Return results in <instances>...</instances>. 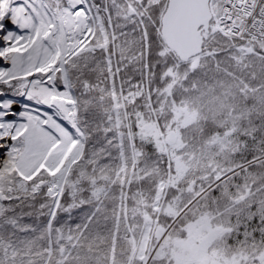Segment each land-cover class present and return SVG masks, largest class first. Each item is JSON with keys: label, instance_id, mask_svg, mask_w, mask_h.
Returning <instances> with one entry per match:
<instances>
[{"label": "snow or ice", "instance_id": "6c2138e0", "mask_svg": "<svg viewBox=\"0 0 264 264\" xmlns=\"http://www.w3.org/2000/svg\"><path fill=\"white\" fill-rule=\"evenodd\" d=\"M222 56L264 75V0H0V264H109L93 253L120 239L119 264H264V173L216 161L186 179L201 159L181 137L185 87ZM262 88L241 76L237 91ZM100 160L102 183L86 178Z\"/></svg>", "mask_w": 264, "mask_h": 264}, {"label": "trees", "instance_id": "16d2710c", "mask_svg": "<svg viewBox=\"0 0 264 264\" xmlns=\"http://www.w3.org/2000/svg\"><path fill=\"white\" fill-rule=\"evenodd\" d=\"M208 47H210V44L206 43L205 48ZM216 50H219V48L217 47ZM219 59L222 61L219 71L209 73L207 79L197 77L195 79V90H193L190 78V83L185 87L183 94L184 99L188 102L186 107L189 109V112L181 124V137L189 145L190 149L195 150L196 156L201 159V166L191 169L186 179L189 181L195 180L197 187L199 186L201 177L207 175L203 171V168L208 165H214L216 161L220 162L225 172L229 168H234L238 163H244L248 171L254 174L256 179H260V174L264 173V166L255 167L254 164L247 165L249 164L248 161H252L253 152L251 149L256 142L244 135V133H248L249 136L255 135L257 140H264V105L258 103L260 94H264V88L260 89L258 93H248L246 103L244 97L237 91L241 76H243L250 88H257L261 83H264V75H261L259 72V61H250V63L256 64L255 79H253L249 75V72L238 70L235 65L223 56ZM213 62V60L208 61V63ZM156 71L159 74L160 69L157 68ZM227 73H232V75H228ZM122 75L132 77L134 81L140 79V74L134 71L132 66L122 73ZM254 104L255 107H253ZM254 129L256 131H253ZM226 138L232 139L233 142L247 140L249 150L239 154L232 153L231 146L225 144L223 145V151H221V145L215 141ZM225 154H228L227 158ZM107 164L108 161L100 160L98 164L92 165V168L96 169V173L93 176L92 172L89 171L86 178L95 179L102 183L101 168ZM235 170L239 171L241 176L244 175L243 170L238 168ZM131 171L130 167L129 172L131 173ZM112 178L115 179L114 176ZM129 178L135 179L134 177ZM240 182V178L237 177L236 183ZM249 187L253 190L256 188V183L251 178L249 180ZM213 195H216V193H213ZM118 200V196L107 200L106 204L108 206L103 208L102 212L110 216L114 204L116 205V210L119 211ZM94 207L95 204L86 208L83 212H74L71 223L74 225L81 222L84 216L90 213ZM213 207H215L214 202ZM220 207L223 208L224 205L221 203ZM128 208L129 216H131V201L128 203ZM202 208V205L194 206L190 209L189 214L198 212ZM25 222L34 223V221ZM18 235L33 236L34 234ZM137 238H139L138 235ZM125 248H130L129 241L120 239L115 247H109L107 244H104L93 254L101 258L108 257L109 264H119L121 252Z\"/></svg>", "mask_w": 264, "mask_h": 264}, {"label": "water", "instance_id": "95a60500", "mask_svg": "<svg viewBox=\"0 0 264 264\" xmlns=\"http://www.w3.org/2000/svg\"><path fill=\"white\" fill-rule=\"evenodd\" d=\"M188 16H193L199 14V9L198 8H189L186 13ZM250 165V164H247Z\"/></svg>", "mask_w": 264, "mask_h": 264}, {"label": "rangeland", "instance_id": "374dc122", "mask_svg": "<svg viewBox=\"0 0 264 264\" xmlns=\"http://www.w3.org/2000/svg\"><path fill=\"white\" fill-rule=\"evenodd\" d=\"M202 235H203L204 239L208 240L209 244L211 245L210 234H208V233H203Z\"/></svg>", "mask_w": 264, "mask_h": 264}]
</instances>
